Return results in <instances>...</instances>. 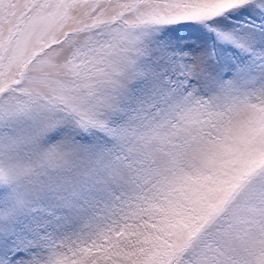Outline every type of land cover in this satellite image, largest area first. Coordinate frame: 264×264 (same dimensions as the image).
<instances>
[{
	"label": "snow or ice",
	"instance_id": "snow-or-ice-1",
	"mask_svg": "<svg viewBox=\"0 0 264 264\" xmlns=\"http://www.w3.org/2000/svg\"><path fill=\"white\" fill-rule=\"evenodd\" d=\"M0 264H264V0H0Z\"/></svg>",
	"mask_w": 264,
	"mask_h": 264
}]
</instances>
